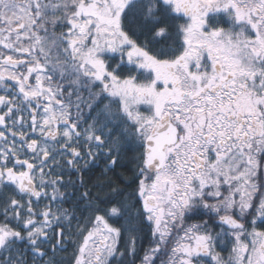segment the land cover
Returning <instances> with one entry per match:
<instances>
[{"label": "snow or ice", "instance_id": "snow-or-ice-1", "mask_svg": "<svg viewBox=\"0 0 264 264\" xmlns=\"http://www.w3.org/2000/svg\"><path fill=\"white\" fill-rule=\"evenodd\" d=\"M0 264H264V0H0Z\"/></svg>", "mask_w": 264, "mask_h": 264}]
</instances>
